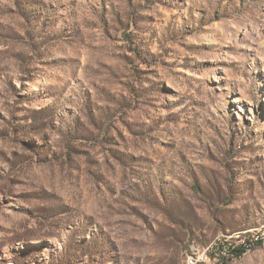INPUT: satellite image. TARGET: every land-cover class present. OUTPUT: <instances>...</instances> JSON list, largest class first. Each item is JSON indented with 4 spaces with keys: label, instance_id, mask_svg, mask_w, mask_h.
Instances as JSON below:
<instances>
[{
    "label": "rangeland",
    "instance_id": "1",
    "mask_svg": "<svg viewBox=\"0 0 264 264\" xmlns=\"http://www.w3.org/2000/svg\"><path fill=\"white\" fill-rule=\"evenodd\" d=\"M212 242L264 264V0H0V264Z\"/></svg>",
    "mask_w": 264,
    "mask_h": 264
},
{
    "label": "built area",
    "instance_id": "2",
    "mask_svg": "<svg viewBox=\"0 0 264 264\" xmlns=\"http://www.w3.org/2000/svg\"><path fill=\"white\" fill-rule=\"evenodd\" d=\"M259 236L256 235L255 239H258ZM214 244H216L214 242ZM213 242L209 243L205 246H200V245H196V244H191L189 247V251L187 252L185 258H184V264H211V257L213 256H217L219 254H226L227 250L226 247H223L222 250L219 251V253L217 251H215V247H214ZM198 247H205V254H198Z\"/></svg>",
    "mask_w": 264,
    "mask_h": 264
},
{
    "label": "trees",
    "instance_id": "3",
    "mask_svg": "<svg viewBox=\"0 0 264 264\" xmlns=\"http://www.w3.org/2000/svg\"><path fill=\"white\" fill-rule=\"evenodd\" d=\"M218 246H220L217 249L218 250L217 252L219 253V251L223 249L224 245L220 244ZM245 248H246V246L243 244H239L237 246H228V251H226V252H228L229 256H231V257L232 256H238L245 250Z\"/></svg>",
    "mask_w": 264,
    "mask_h": 264
},
{
    "label": "bare ground",
    "instance_id": "4",
    "mask_svg": "<svg viewBox=\"0 0 264 264\" xmlns=\"http://www.w3.org/2000/svg\"><path fill=\"white\" fill-rule=\"evenodd\" d=\"M203 252H205V248L203 249Z\"/></svg>",
    "mask_w": 264,
    "mask_h": 264
}]
</instances>
